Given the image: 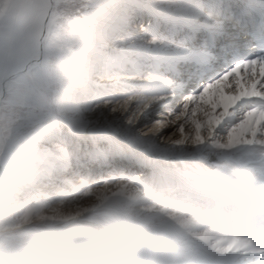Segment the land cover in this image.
<instances>
[{
  "label": "bare ground",
  "instance_id": "bare-ground-1",
  "mask_svg": "<svg viewBox=\"0 0 264 264\" xmlns=\"http://www.w3.org/2000/svg\"><path fill=\"white\" fill-rule=\"evenodd\" d=\"M110 1L117 0H105ZM127 2L129 11L123 9L118 16L108 13L124 26L128 25L124 21L131 17L130 12L136 10V18L140 15L141 0ZM85 32V36L89 35L87 30ZM110 41L113 48L117 47L113 40ZM256 51L247 45L242 55L247 58ZM130 55L133 59L126 73L119 77L118 82H107L120 90L118 97L121 100L101 111L94 110L85 119L90 126L105 125L117 134L120 144L127 150L126 162L133 159L138 169L148 166L151 178L146 181L138 178L136 182L135 179L126 181L128 175L117 176V182L112 185L109 183L111 178H108L102 187L90 189L99 180L98 172L105 158L100 154L96 159L95 149L99 145L94 148L91 142V151L85 149L87 133L77 134L75 138L68 135L72 142H76L74 147L77 149L73 148V151L77 152L73 156L70 154L69 169L54 177V191L50 194L59 195L62 192L74 197L57 205L43 206L35 222L56 229L73 222L91 224L92 209L112 207L119 211L122 209L129 218V221L116 223L123 253L93 231L88 233V238L112 261L115 260V264H148L145 260L212 264L218 258L241 263L249 259L253 252L251 240L237 235L235 228L242 227L252 233L257 222L264 227V129L259 128L264 117V77L261 69L256 67L254 73L252 69H246L243 76L233 74L230 80L201 93V88L222 74L234 59L224 61L219 67L195 73L182 64L141 62L135 54ZM129 97L133 107L140 101L146 102L131 119H128L127 106H122L123 100ZM251 108L258 110L251 111ZM155 112L163 115L153 117ZM245 112V118L227 133L224 143L214 142L212 147H205V139L215 137V130L225 131L227 123L230 126L232 120L239 121L238 117ZM154 118L158 121L149 126L152 131L147 133L152 139L147 136L132 139V131L139 123L148 124ZM65 128L72 131L67 124ZM208 148L211 150L206 151ZM116 156L120 157L117 151ZM91 159L95 163L92 167L89 165ZM221 159H228V165L234 167L233 171L218 170L217 161ZM197 162L201 165L198 166ZM177 177L179 179L175 181ZM148 188L151 189L150 194H143ZM176 192L175 196L169 197L170 193ZM85 194L91 195L92 199H84ZM252 206L256 211H252ZM130 211L135 213L129 216ZM214 221L224 222L225 225L216 227L212 224ZM98 225L104 228L102 224ZM201 225L202 231L197 233ZM21 228L2 230L0 236ZM137 234L147 237L151 258L136 261L129 255V250L139 251L142 246L136 243ZM190 235H194L196 240H189ZM94 254L96 261L68 255L66 264H109L100 251L95 250Z\"/></svg>",
  "mask_w": 264,
  "mask_h": 264
},
{
  "label": "rangeland",
  "instance_id": "rangeland-1",
  "mask_svg": "<svg viewBox=\"0 0 264 264\" xmlns=\"http://www.w3.org/2000/svg\"><path fill=\"white\" fill-rule=\"evenodd\" d=\"M127 1L0 0V31L7 33L10 29H15L35 32L37 52L33 59L46 69L49 83L42 91L49 110L59 121L61 133L54 137L40 139L36 147L23 156L10 150V145L14 143V136L6 135V150L3 154L2 142H0V165L5 169V175L0 180V231L22 227L16 232H7L1 235L0 245L16 248L26 259L30 260L31 264H66L67 256L74 254L96 261L94 252L98 249L90 245V243L93 244L88 238L90 231L97 233L104 240L112 243L117 248L116 250L123 253L121 234L116 223L129 221V218L122 209L119 211L112 207L99 206L91 210V224L73 222L59 229L35 222L39 213L42 212L43 206L57 205L74 197V195L62 192L59 195L50 194L54 191L52 186L55 181L54 177L60 176L69 169L70 154L73 156L77 152V150L73 151V148H76L74 147L76 142H72L68 135L75 138L77 134L87 133L85 149L91 151L89 150L91 142L94 148L99 145L95 149V153L98 154H96V159H99L101 155L105 158L98 172L99 180L94 182L90 189L102 187L108 178H111L109 183L112 185L117 182L115 179L117 176L126 177L128 175L126 181L135 179L136 182H138V178L145 179V181L147 178H151L148 166L138 169L135 168L136 164L133 163V159H127L128 162H126L127 150L120 144L117 134H114L105 125L90 126L88 120L85 119L86 115L88 117L94 110L101 111L104 107H109L112 103L121 100L118 97L120 90L110 86L107 82H118L119 77L129 69V62L133 58L129 53L121 52L118 47L113 48L110 40H113V37L125 30L128 25L135 24L133 22L136 19L134 14L137 11L130 12L131 17L124 21L128 23L127 26L110 17L108 13L118 16L123 9L129 11ZM49 2H51V6L45 26V35L39 46L38 39L42 34ZM141 15L140 12L138 16ZM85 30L89 32V35L85 36ZM123 38L121 35L120 39ZM105 90L112 95L98 104H92L90 109L81 107L79 110L67 113L56 110L57 92L65 93L69 99H75L92 92ZM187 90L190 91L188 88ZM171 94L174 96L173 90H171ZM252 110L258 109L251 108ZM161 112H155L153 117H161L163 115ZM245 115L246 112L241 113L238 117L239 121L232 120L230 126L227 123L225 131L215 130L217 131L215 137L205 139V147H212L214 142L224 143L227 133L236 127L238 122L245 118ZM70 121H75V125L70 124ZM157 121L158 119L154 118L149 120L148 124L139 123L132 131V139L145 136L147 133L150 134L151 127L149 126ZM64 123L71 127L72 131L67 130ZM259 128L260 130L264 129V117ZM245 135L249 136L248 133ZM210 150L211 148H208L206 151ZM116 151L120 154L119 158L116 156ZM119 159L124 160L125 163L124 161L120 163ZM217 162L216 168L220 171H233L234 169L233 166L228 165V159H221ZM128 163L130 164L128 165ZM196 164L201 165L200 162ZM89 165L90 167L95 165L94 159L89 161ZM178 179L177 177L174 180ZM150 190L148 188L143 194H150ZM79 194L81 195V193ZM176 194L177 192L170 193L169 197ZM83 198L91 200L92 196L85 194ZM117 203L120 204L121 201L118 200ZM118 204L117 206H120ZM139 207L142 208V206ZM132 212L130 211L129 216L135 213ZM121 217L122 219H120ZM98 223L102 224L105 229L99 228ZM212 224L219 227L223 222L214 221ZM201 231L202 225L197 228L196 232ZM195 238L194 235L188 237L191 241L196 240ZM147 242V237L143 234L136 235V243L142 246L139 251L129 250V255L133 260L151 258ZM97 264H102V262H97Z\"/></svg>",
  "mask_w": 264,
  "mask_h": 264
},
{
  "label": "snow or ice",
  "instance_id": "snow-or-ice-1",
  "mask_svg": "<svg viewBox=\"0 0 264 264\" xmlns=\"http://www.w3.org/2000/svg\"><path fill=\"white\" fill-rule=\"evenodd\" d=\"M139 8L145 22L129 36L139 61L182 64L199 73L234 59L201 93L230 80L233 74L243 76L246 69L254 73L259 67L264 77V0H141ZM247 45L257 51L245 58ZM36 52L34 31H0V142L6 135L14 136L10 150L20 156L34 149L40 139L61 134L42 91L49 83L46 69L31 64ZM110 95L105 90L69 99L57 92L56 110L90 109ZM0 264L31 262L16 248L0 245Z\"/></svg>",
  "mask_w": 264,
  "mask_h": 264
},
{
  "label": "clouds",
  "instance_id": "clouds-1",
  "mask_svg": "<svg viewBox=\"0 0 264 264\" xmlns=\"http://www.w3.org/2000/svg\"><path fill=\"white\" fill-rule=\"evenodd\" d=\"M145 19L146 18L143 17L142 15L138 16L135 20L134 25H132V24L128 25V27L125 30L116 34L113 37V42L120 49L121 52L136 55L134 46H133L132 42L130 41L129 36L131 33H134L137 31L139 26L145 22ZM162 27L164 30H167L169 26L167 24H164V25H162ZM181 31H183V29H181ZM121 35L124 37L123 39H120ZM177 38H179V33L177 34ZM113 87H115V85H113ZM130 101H131V97L126 98L123 100V105H122V106H127L128 119L133 118L136 114V111H138L141 108V106L146 103L144 101H140L135 105V107H133L132 104L130 103ZM149 131L151 132L152 129H150ZM145 136H147V134H145ZM147 138L152 139L151 136H147Z\"/></svg>",
  "mask_w": 264,
  "mask_h": 264
},
{
  "label": "water",
  "instance_id": "water-1",
  "mask_svg": "<svg viewBox=\"0 0 264 264\" xmlns=\"http://www.w3.org/2000/svg\"><path fill=\"white\" fill-rule=\"evenodd\" d=\"M50 6H51V2H49V4H48V12L46 14V17H45V20H44V23H43L42 34H41L40 38L38 39L39 46H40L41 41H42V39H43V37L45 35V26H46V23H47V20H48V17H49ZM39 51H40V48H39ZM31 64H37V61L32 59ZM5 150H6V145H5V139H4V141L2 142V154L5 152ZM2 177H3V167L0 165V180H1Z\"/></svg>",
  "mask_w": 264,
  "mask_h": 264
}]
</instances>
